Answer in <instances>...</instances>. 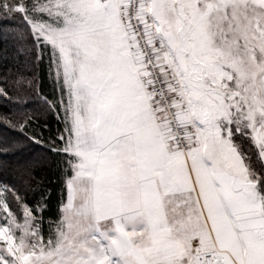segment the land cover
<instances>
[{
    "label": "snow or ice",
    "instance_id": "6c2138e0",
    "mask_svg": "<svg viewBox=\"0 0 264 264\" xmlns=\"http://www.w3.org/2000/svg\"><path fill=\"white\" fill-rule=\"evenodd\" d=\"M0 264H264V0H0Z\"/></svg>",
    "mask_w": 264,
    "mask_h": 264
}]
</instances>
